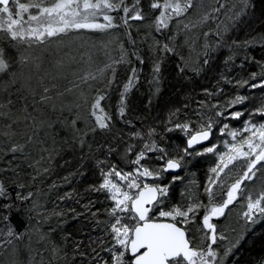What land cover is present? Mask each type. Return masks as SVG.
Masks as SVG:
<instances>
[{
    "label": "rangeland",
    "instance_id": "374dc122",
    "mask_svg": "<svg viewBox=\"0 0 264 264\" xmlns=\"http://www.w3.org/2000/svg\"><path fill=\"white\" fill-rule=\"evenodd\" d=\"M133 2L134 0H125V3L129 6ZM44 3L47 6L50 0H44ZM150 3L151 1L147 4L148 9L146 12L145 7L141 4V10L145 13L146 19L143 21H130V27L120 26L104 32L71 30L67 34H60L57 37H46L43 43L28 41L27 38L23 42L13 41L5 33L0 32V48L6 50V58L11 64L8 73L0 75V99L2 100H0V125L6 123L7 127H9L12 122H16V127L20 126L21 114L14 112L9 118L6 110L7 106L4 104L6 103L5 101L12 99L13 94L24 93L32 99H34L35 95L36 101L48 107L50 117L46 122L49 129H61L64 131L62 135L65 134L68 138H73L78 142L77 131L79 128L86 126L94 132L92 129L96 126L94 117L90 115L91 103L98 94L100 95L99 86L106 79L111 69L105 66L111 65L113 68L125 64L115 63V61L120 60L123 50L118 33L133 28L136 32H140L142 36L145 37L146 35L147 40L152 42V53L155 58L158 53L160 55L165 53L161 50V47L163 44H168L172 49L169 53H173V55L180 58L184 66L190 71L197 72L202 63L205 66L211 60L212 62L220 60L219 63H222V67L226 70L225 73L228 72L227 77L222 78V86L215 92H211L212 95L208 94L207 100L193 111L191 119L184 122L189 124L190 130H196L201 124H206L209 118L216 121L213 125V135L209 142L204 146L197 147L198 149L202 150L215 144L217 145L218 153L227 151L223 142L225 140L230 143L235 141H232V138L226 134L227 130H225V135H220L219 129L225 123L231 129L239 130L242 133V136H238L237 140L247 136L248 133L243 132L244 124L249 119V113L254 112L264 104V89H252L249 86L241 87L236 83L242 79L248 80L249 84L258 83L261 77L258 76L256 80H252L251 73H260L262 71L260 65L248 62L243 55V51L255 46L259 43L258 40L244 45L233 46L229 44L230 32L247 9L244 8L242 0H192L193 7L185 15L169 21V27L161 32H157L155 28V16L158 15L159 10H151ZM30 12L37 13V10L30 9ZM241 12L242 14L237 16V13ZM27 15L25 14V19H27ZM123 15V12H119L114 16V23L122 24L120 17ZM205 16L208 17L207 20L203 19ZM249 64L253 65L252 68ZM101 69H105V71L101 73ZM85 77L87 79H84ZM93 77L95 78L93 79ZM229 80L232 81L231 84L228 83ZM236 95H244L248 99L243 104L229 107L228 102L234 99ZM213 105H216V107H213ZM225 108H227L226 111ZM82 111H86V120ZM217 111H223L224 115L216 116ZM235 111H243L244 115L239 120H233L231 119V113ZM251 120L253 123H261L264 122V117L255 115L251 117ZM73 121H75V124H73ZM27 124L26 122V126ZM174 125L170 128H174ZM0 130L3 131V129ZM98 130L100 129L96 127L95 131ZM20 131L26 132L27 130ZM24 132L18 138L19 140L11 141V145L6 150H0V177L9 174L11 170L14 171L15 164L19 163L17 158L20 156L25 157V153L27 150L29 151V144L32 140L27 138L28 132L26 134ZM171 132L187 139V135L180 129L174 128ZM164 146L170 156L183 154L182 148L175 149L169 142H166ZM13 147L18 150L12 152L11 149ZM139 149L137 148L128 154L127 159H133ZM148 155L153 157V159L148 161L149 164L163 165V161L154 159L157 153H149ZM39 158L42 157L40 156ZM47 158L48 156L45 157V159ZM38 162L37 160L34 164ZM196 162L203 164V174L200 179L193 172L192 166ZM182 163L183 167L179 169L177 174L166 173L164 174L165 179L160 181L162 184H171L169 196L165 198V206H186L197 202L207 205L209 196L205 188L208 186L210 177L215 179V175L211 173L210 169L218 163L217 155L208 153L198 157H185V161ZM243 163V161H237V165H243ZM135 167V165L128 164L123 159L120 168L130 171L134 170ZM244 170L243 167L238 168L240 173ZM175 175L181 176L182 179L172 183L171 177ZM168 176H170L169 179ZM236 178V174H230L229 169H225L217 183L213 185L214 192L219 193L215 197V202L219 203L226 199L224 193H226L228 187L234 183ZM99 179H102L100 175ZM146 182L152 183L153 181L148 180ZM0 184H2L1 180ZM174 186L177 190L172 192L171 189ZM241 188L243 195H238L237 200L225 210L224 216L214 218L212 221L217 227L218 237L217 244L213 245L218 254L216 264H221V261L222 264H230L245 235L264 221V218H260L256 223L249 224L242 216V213L247 210L246 197L251 195L256 198L264 190V167L258 165L256 175L251 180L245 181ZM99 193L105 198V208L112 207V201L107 199V194ZM203 214L204 208L199 209L195 216V223L187 225L189 235L195 233L194 243L200 242L201 234L196 233V227L201 223ZM163 219L161 218V220ZM104 221H110V217L107 214ZM44 222L49 223L47 218L44 219ZM103 228L107 236L105 248H108L111 247L113 242L110 234L106 231L107 225L105 223ZM43 236L42 234L36 236L35 240L39 238V241L43 240L41 242H44ZM220 236H224L225 239L220 240ZM33 238L34 235H30L27 238V243L29 244ZM9 240H11V243H9ZM205 243L210 242L206 241ZM41 248L43 249V246ZM29 251L25 249V246L24 248L18 246L13 238L7 236L3 227H0V264H24L22 261L25 260L27 261L26 264H35L34 259H37V255H31ZM225 252L228 255H224ZM38 254H44L43 250H40ZM109 257L110 253L103 250L91 261V264H98V261L99 264H103V261L108 260ZM66 262L59 263L55 260L53 264H66Z\"/></svg>",
    "mask_w": 264,
    "mask_h": 264
},
{
    "label": "trees",
    "instance_id": "16d2710c",
    "mask_svg": "<svg viewBox=\"0 0 264 264\" xmlns=\"http://www.w3.org/2000/svg\"><path fill=\"white\" fill-rule=\"evenodd\" d=\"M149 1L151 0H141L145 12ZM249 2L252 7L246 9L230 32L229 44L244 45L258 40L259 43L243 51V55L248 62L260 65L257 61H264V0ZM118 13L109 14L114 17ZM97 22L105 21L101 16L97 18ZM118 37L130 63L113 67L115 73L110 69L99 86L100 95L106 97L101 106L112 117L110 130L92 132L84 126L77 131L78 142L62 135L64 131L61 129L48 128V107L36 101L35 95L32 99L24 93H16L11 100L4 102L9 118L15 112L20 113L22 119L18 127L16 122H12L9 127L6 123L0 125V129H3L0 130V150H6L11 141L19 140L24 132L20 130L26 129L24 133L28 132L27 138L32 141L28 154L25 153L27 157H18L19 163L15 164V170L0 177L8 194L6 199L0 198V204L11 206L0 208V215L7 214L10 217L7 223L0 220V227H3L5 233L7 226L19 231L18 237L11 238L18 246H25L26 250H30L31 255H37L35 264H53L55 260L59 263L67 261L66 264H91L103 252L107 240L104 223L96 222H104L105 198L99 192L87 191L90 186L101 182L97 161L105 160L121 167L127 145L133 144L136 149L141 148L143 142L149 139L147 133L150 129L155 130L151 139L158 146L165 147L164 144L169 142L173 148L183 149L186 139L167 129L191 119L193 111L207 100L208 93L215 92L222 86V78L228 75L222 63H219L220 60H211L205 66L202 63L200 71L193 72L173 53H158L155 58L152 42L133 28L123 30L118 33ZM156 63L160 64L158 84L153 82ZM249 66L252 68L253 65ZM132 68L138 71L133 87L126 95L125 115L121 117L120 94L129 80ZM109 80L112 81L111 84ZM82 112L86 120V111ZM137 131L144 137L143 141L131 135ZM37 160L39 162L34 164ZM202 165L196 162L192 166L199 179L203 174ZM171 190L173 192L177 189L174 186ZM67 193H72L73 198L64 199ZM24 195H30V199H16ZM77 199L79 203L76 202ZM90 201H96L92 211L99 209L97 217L93 218L91 213H86L77 218L76 214L84 213V205ZM69 209H75L76 212ZM60 211L65 215H55ZM45 218L49 223L44 222ZM41 234L44 235V242L39 241V238L35 240ZM30 235H34V238L28 244L27 238ZM93 241L96 243H92ZM40 250L44 254L39 255ZM22 262L26 264L27 261ZM230 264H264V221L245 235Z\"/></svg>",
    "mask_w": 264,
    "mask_h": 264
},
{
    "label": "snow or ice",
    "instance_id": "6c2138e0",
    "mask_svg": "<svg viewBox=\"0 0 264 264\" xmlns=\"http://www.w3.org/2000/svg\"><path fill=\"white\" fill-rule=\"evenodd\" d=\"M242 4L244 8L252 7L249 0H242ZM192 7V0H151L150 9L159 10L158 15L155 16L156 31L161 32L167 29L169 21L185 15ZM30 9H36L38 14L31 13ZM111 12H123L124 15L120 17L122 24L114 23L115 17L109 14ZM25 14H28L27 19H25ZM241 14L242 12L237 13V16ZM101 16L106 23L96 22L97 18ZM145 19L146 15L141 10V0H134L131 6L126 4L125 0H50L47 6L44 0H0V32L5 33L13 41L23 42L27 38L28 41L43 43L46 37H57L60 34H67L71 30L104 32L120 26L130 27V21ZM203 19L207 20L208 17L205 16ZM161 50L172 51L168 44H163ZM115 63H130L123 50L120 60ZM257 63L260 64L262 71L251 73V79L256 80L259 76L261 77L260 81L249 84L248 80L242 79L236 82L239 86L264 89V61H257ZM10 67L11 64L6 58V50L0 48V75L7 74ZM105 67L111 68L115 73V68H112L111 65ZM100 71L103 73L105 69ZM137 71L136 68L131 69L129 80L120 94L119 115L121 117L125 115L126 95L133 87ZM199 71L200 69H197V72ZM153 72V82L158 84L159 63L154 65ZM111 82L109 80V84ZM228 83L231 84L232 81L229 80ZM208 94L212 95L210 92ZM105 99L104 95L98 94L91 103L90 115L94 117L95 126L100 130H110L112 119L111 115L101 106V102ZM247 99V96L236 95L228 102V106L243 104ZM226 110L227 108H225ZM215 115L223 116L224 112L217 111ZM243 115V111H235L231 113V119L239 120ZM255 115L264 117V104L249 113V119L243 128V132L248 135L239 140L237 137L242 136V133L239 130L231 129L227 123L223 124L219 129L220 135H225V130H227L226 134L232 138V141H235L230 143L225 140L223 144L227 151L224 152L218 153L215 144L202 150L197 148L198 145L209 141L213 135V125L216 121L209 118L206 124H201L196 130H190L188 123L174 125V128L182 130L187 135L182 155L170 156L164 147L158 146L151 139L155 130L150 129L147 133L149 139L143 142L134 158L127 159L128 154L136 149V145L133 144L127 145L122 157L126 163L136 166L134 170L125 171L115 163L98 160L96 166L102 178L101 182L98 185L90 186L87 191L106 193L107 199L112 201L113 205L104 210L110 217V221H96L97 224L105 223L107 225L106 231L110 234L113 242L111 247L104 249L110 253V257L108 260H104L103 264H216L218 254L213 245L217 244L218 237L217 227L212 221L214 218L224 216L225 210L237 200L238 195H243L241 186L256 175L257 166L264 167V122L253 123L251 117ZM225 118L227 119V117ZM96 127L92 130L95 131ZM174 128H168L167 131L171 132ZM131 135L144 140L139 131ZM17 150L16 147L11 149L12 152ZM149 153H157L154 159L163 161V165L149 164L148 161L153 159L148 155ZM208 153H215L218 157V163L210 169L211 173L215 175V179L210 177L208 186L205 188L209 196L208 204L203 205L197 202L186 206L166 207L165 198L169 196L171 184L160 183L165 179L164 174L181 169L185 157H198ZM237 161L244 163L237 165ZM230 166L233 167L230 168ZM240 167L245 169L242 173L238 172ZM225 169H229L230 174H236L237 178L224 193L226 199L217 203L215 197L219 193L214 192L213 185L217 183ZM65 179L67 180V178ZM181 179L182 177L179 175L171 177L172 183ZM148 180L153 182H146ZM7 195L6 187L0 184V198L6 199ZM63 198L70 200L73 198V194L67 193ZM16 199L26 201L30 199V195L18 196ZM246 199L247 210L242 213V216L247 223L254 224L258 219L264 218V190L256 198L249 195ZM76 202L79 203V199ZM95 203L96 201H90L89 204L84 205L85 212L76 214V217L91 213V216L96 218L99 209L92 211ZM4 207L11 206L0 204V208ZM201 208H204V214L201 223L196 227V233L201 234L200 242L194 243L195 233L189 235L187 225L195 223V216ZM69 211L76 212L75 209H69ZM55 215L63 216L65 213L60 211ZM161 218L164 219L161 220ZM9 219L7 214L0 215V220L5 223ZM5 230L8 237H18L17 229L14 231L13 227L7 226ZM219 239L223 240L225 237L220 236ZM206 241L210 243H205ZM93 250L95 251V249ZM80 255L84 254L80 253ZM224 255H228V253L225 252Z\"/></svg>",
    "mask_w": 264,
    "mask_h": 264
},
{
    "label": "water",
    "instance_id": "95a60500",
    "mask_svg": "<svg viewBox=\"0 0 264 264\" xmlns=\"http://www.w3.org/2000/svg\"><path fill=\"white\" fill-rule=\"evenodd\" d=\"M208 142H209V141H206V142H204L203 144L198 145L197 147H199V146H204V145H206ZM178 172H179V170H177L176 172H169L168 174H177Z\"/></svg>",
    "mask_w": 264,
    "mask_h": 264
}]
</instances>
